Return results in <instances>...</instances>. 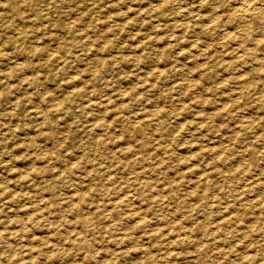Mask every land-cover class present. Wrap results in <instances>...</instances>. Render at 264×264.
<instances>
[{
    "label": "rangeland",
    "instance_id": "rangeland-1",
    "mask_svg": "<svg viewBox=\"0 0 264 264\" xmlns=\"http://www.w3.org/2000/svg\"><path fill=\"white\" fill-rule=\"evenodd\" d=\"M209 2L0 0V264H264V49Z\"/></svg>",
    "mask_w": 264,
    "mask_h": 264
},
{
    "label": "bare ground",
    "instance_id": "bare-ground-1",
    "mask_svg": "<svg viewBox=\"0 0 264 264\" xmlns=\"http://www.w3.org/2000/svg\"><path fill=\"white\" fill-rule=\"evenodd\" d=\"M203 4L210 3L209 0H201ZM211 1V0H210ZM219 1V0H218ZM217 2V1H216ZM222 2V1H221ZM228 3V10L226 11L224 22L229 25L231 31H226L221 33L224 43L227 44L228 40L231 42L232 46L224 49L222 52L228 54L232 61H240L245 55L252 59H256L253 54L254 51L263 47L264 49V0H225ZM212 3V2H211ZM220 4V3H219ZM218 4V5H219ZM216 5V3H215ZM211 6H213L211 4ZM217 7V6H216ZM212 15V14H211ZM216 15V14H215ZM218 17V14L216 15ZM215 17L208 19L204 26V29L210 31L209 29H215ZM207 18V17H206ZM222 20V19H221ZM223 26V25H222ZM225 26V25H224ZM227 28V27H226ZM222 32V31H221ZM209 34V33H208ZM213 34V33H212ZM220 35V36H221ZM218 41V40H217ZM213 42V41H212ZM227 42V43H226ZM250 42V44H247ZM221 44V43H220ZM203 46V45H202ZM204 49V48H202ZM207 49V48H205ZM218 49V48H217ZM216 49V50H217ZM208 51V50H207ZM262 52V51H261ZM209 55V53H208ZM254 55V56H253ZM264 56V50L263 54ZM213 56V55H212ZM216 55H214L215 58ZM226 56V55H225ZM217 57V56H216ZM258 57V55H257ZM217 59V58H216ZM223 59V58H222ZM225 59V58H224ZM254 59V60H255ZM260 59V57H259ZM261 60V59H260ZM219 61V60H218ZM252 61V60H251ZM259 61V60H258ZM258 61H256L258 63ZM205 62V61H204ZM212 62V61H211ZM231 62L230 60L228 61ZM263 62V61H262ZM232 63V62H231ZM242 60L240 61V64ZM248 63V62H247ZM260 63V62H259ZM211 65V64H210ZM238 65V64H237ZM243 65V64H242ZM257 65V64H255ZM222 66V65H221ZM225 66V65H224ZM250 66V65H249ZM254 65H251V68ZM258 66V65H257ZM240 67V66H239ZM248 67V66H246ZM262 67V66H261ZM220 68V67H219ZM223 68V67H222ZM234 68V66H233ZM241 69V68H240ZM250 69V67H249ZM223 70V69H222ZM229 70V69H228ZM254 70V69H253ZM217 71V70H216ZM233 71V70H232ZM242 71V70H241ZM246 71V70H245ZM236 72V71H235ZM222 73V72H221ZM238 73V72H237ZM241 73V72H240ZM223 75V74H222ZM228 75V74H227ZM232 75V74H231ZM226 76V75H225ZM221 76V77H225ZM257 76V75H256ZM261 76V75H260ZM218 77V76H217ZM232 77V76H231ZM251 77V76H250ZM262 78V77H261ZM230 79V78H229ZM234 79V77H233ZM236 79V78H235ZM247 79V78H246ZM244 78V81L246 80ZM249 80V79H247ZM243 81V82H244ZM236 82V81H235ZM234 82V84H235ZM239 82V81H238ZM242 82V81H241ZM237 83V82H236ZM233 84V83H232ZM244 83V87H245ZM225 89V88H224ZM227 89V88H226ZM239 90V89H237ZM241 90V89H240ZM226 92V91H225ZM219 94V93H218ZM235 96V95H234ZM239 96V95H238ZM223 97V96H222ZM230 97V96H229ZM237 97V96H236ZM233 98V96H232ZM239 99V98H238ZM240 100V99H239ZM224 105V104H223ZM125 198V197H124ZM127 200V199H126ZM125 200V201H126ZM124 202L121 204L123 205ZM119 205V202H118ZM140 216V215H139ZM113 217V216H112ZM120 219V218H119ZM136 219V218H135ZM226 222V221H225ZM225 224V223H224ZM219 242V241H218ZM122 243V242H121ZM123 244V243H122ZM220 244V243H219ZM163 246V245H162ZM218 247V245H216ZM120 255V254H119ZM122 255V254H121ZM121 257V256H120ZM124 257V256H123Z\"/></svg>",
    "mask_w": 264,
    "mask_h": 264
}]
</instances>
